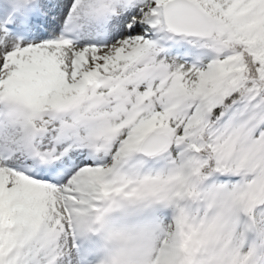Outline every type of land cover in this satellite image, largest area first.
I'll return each instance as SVG.
<instances>
[{"label": "snow or ice", "instance_id": "snow-or-ice-1", "mask_svg": "<svg viewBox=\"0 0 264 264\" xmlns=\"http://www.w3.org/2000/svg\"><path fill=\"white\" fill-rule=\"evenodd\" d=\"M0 264H264V0H0Z\"/></svg>", "mask_w": 264, "mask_h": 264}]
</instances>
